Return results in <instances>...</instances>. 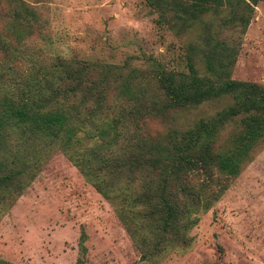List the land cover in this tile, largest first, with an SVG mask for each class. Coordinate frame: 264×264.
<instances>
[{"label":"trees","instance_id":"trees-1","mask_svg":"<svg viewBox=\"0 0 264 264\" xmlns=\"http://www.w3.org/2000/svg\"><path fill=\"white\" fill-rule=\"evenodd\" d=\"M258 1L145 0L161 28L181 35L201 23L186 46L187 71L153 58L141 68L36 56L1 37L0 216L59 149L153 263L188 251L200 213L264 142V84L231 77ZM21 4L11 9L18 43L24 40L18 25L34 15ZM210 12L218 23L205 18ZM228 98L231 103L185 128L150 127L154 120L170 123L174 117L167 115L180 109ZM231 122L239 125L220 142ZM87 237L81 229L74 264H85ZM0 264L16 263L0 257Z\"/></svg>","mask_w":264,"mask_h":264},{"label":"rangeland","instance_id":"rangeland-1","mask_svg":"<svg viewBox=\"0 0 264 264\" xmlns=\"http://www.w3.org/2000/svg\"><path fill=\"white\" fill-rule=\"evenodd\" d=\"M34 12L22 25L18 43L11 9L18 2ZM0 0V38L23 52L149 67V58L187 71L186 46L201 30L196 23L179 35L156 23L145 0ZM206 19L217 21L213 12ZM1 56V54H0ZM200 70L204 61L197 60ZM231 77L264 84V0L243 35ZM232 100H210L154 120L153 131L185 128ZM175 113V114H174ZM174 114V115H173ZM237 125H239L237 123ZM229 124L220 142L237 126ZM39 174L0 216V257L16 264H74L80 231L87 240L85 264H155L117 218L110 204L80 170L56 149ZM194 241L184 253H170L158 264H264V142L228 189L191 229Z\"/></svg>","mask_w":264,"mask_h":264}]
</instances>
